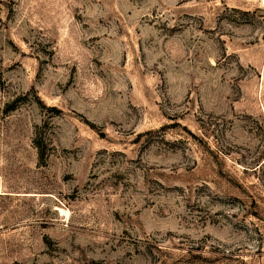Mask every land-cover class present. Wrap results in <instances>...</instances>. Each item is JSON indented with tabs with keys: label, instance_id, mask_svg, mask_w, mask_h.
Masks as SVG:
<instances>
[{
	"label": "rangeland",
	"instance_id": "374dc122",
	"mask_svg": "<svg viewBox=\"0 0 264 264\" xmlns=\"http://www.w3.org/2000/svg\"><path fill=\"white\" fill-rule=\"evenodd\" d=\"M0 264H264V0H0Z\"/></svg>",
	"mask_w": 264,
	"mask_h": 264
},
{
	"label": "trees",
	"instance_id": "16d2710c",
	"mask_svg": "<svg viewBox=\"0 0 264 264\" xmlns=\"http://www.w3.org/2000/svg\"><path fill=\"white\" fill-rule=\"evenodd\" d=\"M35 146H36L38 152L40 153V155H43V154H42L43 149H42V147L40 146V144L36 142V145H35Z\"/></svg>",
	"mask_w": 264,
	"mask_h": 264
}]
</instances>
